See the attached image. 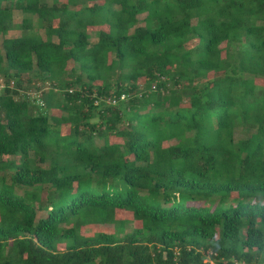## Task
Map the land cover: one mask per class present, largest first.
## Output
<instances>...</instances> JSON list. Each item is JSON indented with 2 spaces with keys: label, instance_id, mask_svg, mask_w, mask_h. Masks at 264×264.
I'll return each instance as SVG.
<instances>
[{
  "label": "trees",
  "instance_id": "obj_1",
  "mask_svg": "<svg viewBox=\"0 0 264 264\" xmlns=\"http://www.w3.org/2000/svg\"><path fill=\"white\" fill-rule=\"evenodd\" d=\"M0 77V264H264V0H0Z\"/></svg>",
  "mask_w": 264,
  "mask_h": 264
},
{
  "label": "rangeland",
  "instance_id": "obj_2",
  "mask_svg": "<svg viewBox=\"0 0 264 264\" xmlns=\"http://www.w3.org/2000/svg\"><path fill=\"white\" fill-rule=\"evenodd\" d=\"M13 18H14L15 21H18V19H19V12H16V11H15V12H14V15H13ZM140 18H142V17L140 16ZM140 21H141V20H139V22H140ZM17 34H18L17 31H10V32L8 33L9 37H13V36H15V35H17ZM37 84H40V83L37 82ZM35 85H36V84H35ZM0 87H3V79H2L1 77H0ZM34 91H35V90L31 89L29 92H30V94H32V95H36V96H37L38 93H34ZM33 93H34V94H33ZM52 112H53V111H52ZM3 174H4V176L6 177L7 182H9L10 179H11V175H12V173L9 172V171H3ZM118 216H119V217H129V215H128L127 213L122 212V211H119V212H118ZM98 230L111 233V232H112V227L109 226V227H103V228H95V227H93V226H88V227H85V228L83 229L84 233L87 234V235H89V234H93L94 232H96V231H98Z\"/></svg>",
  "mask_w": 264,
  "mask_h": 264
},
{
  "label": "built area",
  "instance_id": "obj_3",
  "mask_svg": "<svg viewBox=\"0 0 264 264\" xmlns=\"http://www.w3.org/2000/svg\"><path fill=\"white\" fill-rule=\"evenodd\" d=\"M2 87H0V92H1ZM124 95L120 96V98H123ZM112 103H114V101L112 100ZM204 262H208V264H215L213 259L210 258L209 254H205L204 257Z\"/></svg>",
  "mask_w": 264,
  "mask_h": 264
}]
</instances>
